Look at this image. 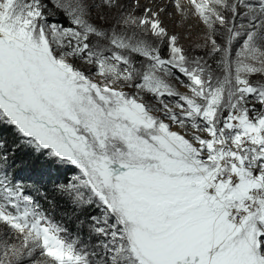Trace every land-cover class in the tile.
Wrapping results in <instances>:
<instances>
[{"label":"snow or ice","instance_id":"1","mask_svg":"<svg viewBox=\"0 0 264 264\" xmlns=\"http://www.w3.org/2000/svg\"><path fill=\"white\" fill-rule=\"evenodd\" d=\"M0 125L99 211L65 239L0 151V264H264V0H0Z\"/></svg>","mask_w":264,"mask_h":264},{"label":"trees","instance_id":"2","mask_svg":"<svg viewBox=\"0 0 264 264\" xmlns=\"http://www.w3.org/2000/svg\"><path fill=\"white\" fill-rule=\"evenodd\" d=\"M0 138L4 141L0 146V151L5 150L6 155L9 157L7 171L13 179L25 187L27 194L33 196L35 202L52 221L66 222L63 226L67 229L68 226L72 227L74 223H69L64 200L53 195L55 185L64 183L67 179L68 170L62 171L60 166L47 162L42 158H37L35 154L30 153L28 149L22 146L14 145L15 140H11L10 132L4 125H0ZM9 148L12 150L8 151ZM70 212L71 219L74 220V214L71 210ZM78 220L84 222L83 227L80 223V231L84 232L87 219L82 217ZM73 227L77 228V226Z\"/></svg>","mask_w":264,"mask_h":264},{"label":"rangeland","instance_id":"3","mask_svg":"<svg viewBox=\"0 0 264 264\" xmlns=\"http://www.w3.org/2000/svg\"><path fill=\"white\" fill-rule=\"evenodd\" d=\"M156 2L162 3L165 6L168 4V0H156ZM247 2H254V0H247ZM162 19L165 20V24H166L170 33H176L182 37L181 43H184L187 45V44H191L193 41L196 40V38H197V36H196L197 27H196V21L194 19L189 18L187 20L182 21L181 18L175 14V9L171 8V7L168 8V14L167 15H162ZM49 20L53 23L66 24L65 17L62 14H59L55 11H53L52 15H50ZM179 90L183 91V88H179ZM4 126H6V125H4ZM6 127L8 128V130L10 132L11 140L14 141L16 139L15 133L13 132V130L10 127H8V126H6ZM3 142L4 141L2 140V138H0V146H2ZM4 152H5V150H4ZM57 166H60V165H57ZM60 167L62 168V171L68 170L67 178H69L71 175L74 174L73 173L74 170L72 168L63 167V166H60ZM64 202H65V205L67 207V208L66 207L65 208L67 209V215H68L69 223L73 222L74 223L73 226H77V228H74L73 226L72 227L68 226V229H67L63 226L66 224V222H54V221L53 222L67 230L65 233V239H72V238L80 237L85 243H87L88 239H89L88 225L90 224V221L88 219V215L90 212H95L97 215H99V211L94 209V208H89L87 210L74 211L73 208L71 206H69L66 201H64ZM70 210L74 214V220L71 219L72 215H71ZM69 214H70V217H69ZM82 217H85V219H87V226H86L84 232L80 231V221L78 220V219H81ZM64 218H66V217H64ZM72 228H73V231H72ZM76 229H78V230H76ZM13 243H15V241H13ZM92 243H95V239L92 240Z\"/></svg>","mask_w":264,"mask_h":264}]
</instances>
